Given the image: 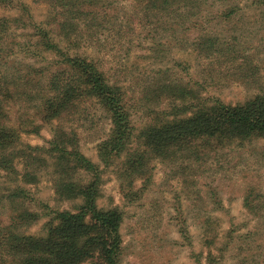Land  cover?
I'll use <instances>...</instances> for the list:
<instances>
[{"label": "rangeland", "instance_id": "obj_1", "mask_svg": "<svg viewBox=\"0 0 264 264\" xmlns=\"http://www.w3.org/2000/svg\"><path fill=\"white\" fill-rule=\"evenodd\" d=\"M20 1L29 7L34 20L45 16L44 5ZM251 1H231L238 3L230 16L231 25L213 16L206 24L219 34L239 38L241 43L230 49L233 53L204 58L187 43L193 35L181 34L180 29L173 33L185 22L182 17L174 21L147 18V10L134 0H100L103 9L98 20L103 27H88L94 34L85 35L80 51L122 88L135 133L156 110L170 105L158 93L160 87L191 89L198 98H216L226 104L242 103L264 94V4ZM212 4L204 9L214 14L228 5ZM13 15V10L0 9V17ZM11 26L9 41H33L32 29ZM228 28L236 31L229 33ZM12 52V58L25 56L16 47ZM23 61L35 68L41 65ZM18 109L24 111L14 109L15 119ZM33 112L25 110L30 116ZM36 123L38 134L21 133V144L44 147L54 128L72 130L81 153L103 168L97 145L109 134L110 124L95 100L79 102L61 119L49 123L37 119ZM119 167L120 160L104 169L97 202L100 208H118L122 213L119 264H264V139L229 144L199 140L169 158H152L149 180H137L132 195L120 187L124 179L122 175L118 178ZM75 178L88 179L83 174ZM53 184L48 168L39 171L38 182L27 186L26 200L0 205V222L28 209L41 218L19 231L42 235L44 215L50 210L75 211L81 204L80 200L58 199Z\"/></svg>", "mask_w": 264, "mask_h": 264}, {"label": "trees", "instance_id": "obj_2", "mask_svg": "<svg viewBox=\"0 0 264 264\" xmlns=\"http://www.w3.org/2000/svg\"><path fill=\"white\" fill-rule=\"evenodd\" d=\"M231 1L134 0L147 10V18L151 15L174 21L182 17L185 22L178 29L172 26L173 33L180 29L181 34L193 35L187 43L204 58L233 53L230 49L241 43L236 35L225 36L206 25L210 16L223 18L231 25L230 16L238 7ZM211 2L228 5L214 14L204 9L208 4L214 5ZM32 3L46 7L45 16L39 21L20 0H0V9L14 11L13 17H0V205L26 200L28 187L35 185L39 171L47 168L57 198L80 200L81 204L75 211L50 210L44 215L47 220L42 235L19 231V227L26 229L41 218L28 209L0 222V264H119L122 213L118 208H100L97 203L104 169L120 160L118 178L122 175L124 179L120 187L132 195L137 180H149L152 158H169L199 140L229 144L264 139V94L242 103L226 104L216 98H198L191 89L160 87L161 91L158 87V93L170 105L156 110L135 133L122 88L109 80L99 63L80 51L85 35L94 34L88 27H103L98 20L103 9L100 0ZM251 3L264 4V0ZM11 25L32 29L33 41H9L13 35ZM233 28H228V32ZM15 47L25 54L24 58H12ZM26 59L41 65L35 68L24 63ZM86 100H95L109 119V134L97 145L103 168L81 153L72 130L54 128L44 147L19 142L21 133L38 134L37 119L41 123L61 119ZM21 107L23 113L15 110V115L19 114L13 118L14 109ZM28 108L34 109L31 116L25 113ZM80 174L88 179L76 180Z\"/></svg>", "mask_w": 264, "mask_h": 264}]
</instances>
